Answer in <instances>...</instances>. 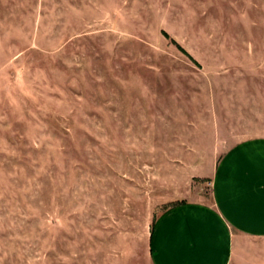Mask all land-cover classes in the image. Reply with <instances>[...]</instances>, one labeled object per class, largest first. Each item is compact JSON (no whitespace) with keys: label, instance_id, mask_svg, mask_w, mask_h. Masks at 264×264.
I'll use <instances>...</instances> for the list:
<instances>
[{"label":"rangeland","instance_id":"374dc122","mask_svg":"<svg viewBox=\"0 0 264 264\" xmlns=\"http://www.w3.org/2000/svg\"><path fill=\"white\" fill-rule=\"evenodd\" d=\"M254 136L264 0H0V264H152L158 217Z\"/></svg>","mask_w":264,"mask_h":264},{"label":"crops","instance_id":"0c3cea01","mask_svg":"<svg viewBox=\"0 0 264 264\" xmlns=\"http://www.w3.org/2000/svg\"><path fill=\"white\" fill-rule=\"evenodd\" d=\"M203 177L209 202L173 205L155 221L152 264H232L241 239L264 238V136L231 145Z\"/></svg>","mask_w":264,"mask_h":264}]
</instances>
